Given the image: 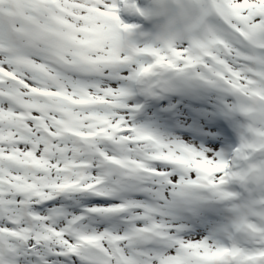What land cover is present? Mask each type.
Instances as JSON below:
<instances>
[{"label":"snow or ice","instance_id":"snow-or-ice-1","mask_svg":"<svg viewBox=\"0 0 264 264\" xmlns=\"http://www.w3.org/2000/svg\"><path fill=\"white\" fill-rule=\"evenodd\" d=\"M155 3L145 11L138 0H0V264H18L21 246L37 245L46 249L42 264H264V0H194L202 35L134 42L137 25L122 11L166 16L185 0ZM117 68L128 81L194 73L231 92L232 109L247 118L232 157L134 124ZM153 169L179 172L225 199L234 195L226 184L251 181L261 195L247 207L259 220L243 216L242 241L224 244L181 238L172 227L161 239L156 222L100 230L53 211L61 193H92L119 195L123 209L150 215V205L125 197L158 190L127 179Z\"/></svg>","mask_w":264,"mask_h":264},{"label":"rangeland","instance_id":"rangeland-1","mask_svg":"<svg viewBox=\"0 0 264 264\" xmlns=\"http://www.w3.org/2000/svg\"><path fill=\"white\" fill-rule=\"evenodd\" d=\"M138 3L145 11H152L157 7L155 0H138ZM120 15L125 22L137 25L130 39L139 44L156 42L159 27L165 19L164 16L155 15L143 19L139 14L128 10L122 11ZM123 71L114 69L113 79L120 78V86L128 88L127 79L121 77ZM138 83L137 88L125 98L132 106L130 117L134 124L145 127L165 140L182 141L197 149H211L225 159L232 157L233 153L229 154V149L234 145L232 137H237L242 131L241 126L247 123V118L232 109L236 97L231 92L208 83L194 73L183 75L172 70L148 74ZM134 92L139 99H134ZM138 101L144 102L141 110L135 109ZM149 171L151 175H136L127 179L154 183L159 186L158 190L131 192L125 199L150 205V215L146 213L135 216L123 209L119 195L101 196L92 193H61L56 199L63 203L53 211H61L64 215H82L85 223L100 230L123 232L137 223L147 226L156 222L157 227L165 229L161 233V239L167 238L166 228L172 227L175 235L181 238H209L224 244L230 243V238L242 241L243 234L238 231L237 225L243 216L259 220L258 217L250 216L247 207L251 200L261 195L251 181L242 183L233 180L226 184L225 190L234 195L225 199L211 187L204 188L196 181L189 184L179 172ZM173 174L177 177L175 184L168 179ZM153 175L163 179L153 180ZM185 186L191 191L182 195L180 189ZM103 200L112 203L106 205L100 202ZM110 208L122 210L110 213ZM93 209L100 211L94 212ZM191 210L193 219L187 218L191 217ZM42 248V245H37L35 249L21 246L17 254L18 264L24 260L27 264H42V261L47 260V255L44 254L46 249L41 251Z\"/></svg>","mask_w":264,"mask_h":264},{"label":"clouds","instance_id":"clouds-1","mask_svg":"<svg viewBox=\"0 0 264 264\" xmlns=\"http://www.w3.org/2000/svg\"><path fill=\"white\" fill-rule=\"evenodd\" d=\"M169 13L164 16L165 19L161 24L157 36L161 40H166L175 37V42L191 38L199 37L202 33L199 32L201 23L200 14L194 4V0H185L183 8L179 5H169Z\"/></svg>","mask_w":264,"mask_h":264}]
</instances>
